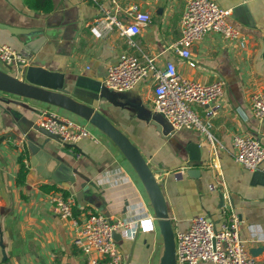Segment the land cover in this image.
Segmentation results:
<instances>
[{
	"label": "crops",
	"instance_id": "crops-1",
	"mask_svg": "<svg viewBox=\"0 0 264 264\" xmlns=\"http://www.w3.org/2000/svg\"><path fill=\"white\" fill-rule=\"evenodd\" d=\"M101 1L113 5L111 0ZM116 1L123 9L116 14L124 22L132 20L125 11L132 4H139L151 15L149 22L140 24L134 46L117 27L103 37L93 35L91 25L101 12L85 0H0V41L21 52L28 64L63 72L73 80L90 77L103 83L108 67L122 52L135 54L142 61L144 55L154 57L158 67L172 61L181 74L201 82L224 79L225 93L217 101L214 115L207 114L208 106L192 105L210 124L212 141L198 129L169 127L170 138L182 147L190 146L189 157L199 158L189 163L180 158L163 126L152 118L156 112L153 80L141 81L117 97H101L93 106L132 140L154 171L176 232L188 230L191 220L200 215L219 225L221 207L227 202L242 219L241 238L264 264V162L256 171L246 169L237 161L234 145L236 134L264 142V123L251 105L252 95L264 90V0H216L221 7L232 9L230 21L247 35V45L241 47L220 34L209 33L192 48L195 66L175 51L188 0ZM22 65L14 64L16 68ZM8 98L23 99L0 90V264H88V256L77 252L73 242L77 232L74 221L62 219L53 210V196L65 191L75 198L77 219L92 212L122 220L152 217L153 231H140L132 239L123 237L118 248L123 264H159L164 240L154 209L134 167L119 148L85 118L51 105V110L43 112L53 111L79 123L95 138L84 137L62 149L50 140V152L70 169H61L60 174L64 178L72 174L74 180L40 177L28 141L44 147L45 136L34 129L25 135L9 107L18 116L36 119L38 115L6 103ZM21 154L27 155L29 166L25 184L16 181ZM190 169L199 171L189 173ZM43 185L56 189L46 192Z\"/></svg>",
	"mask_w": 264,
	"mask_h": 264
},
{
	"label": "built area",
	"instance_id": "built-area-1",
	"mask_svg": "<svg viewBox=\"0 0 264 264\" xmlns=\"http://www.w3.org/2000/svg\"><path fill=\"white\" fill-rule=\"evenodd\" d=\"M85 1L97 5L101 12L97 22L91 25V31L97 38L117 27L127 36L128 43L134 46L136 42L133 38L140 33V24L151 20V15L143 12L139 4H132L125 9L132 19L127 23L116 14L123 10L116 0H111L112 7L106 6L101 0ZM231 15L232 9L221 7L216 0H188L181 20V36L175 43L176 53L188 60L191 66H195L196 62L192 59L193 45L209 33L220 34L245 47L247 35L230 21ZM0 58L9 65L28 62L21 52L1 41ZM144 58L145 61H142L135 54L122 52L119 59L108 67L104 84L112 90L125 92L135 88L141 81L153 80L156 111L162 113L174 129H198L206 133L212 141L210 124L197 114L192 105L198 103L208 106L207 114L214 115L218 106L216 103L225 93L226 81L220 78L208 83L201 82L181 74L172 61H168L164 67H158L154 57L144 55ZM251 105L254 115L264 123V90L252 95ZM35 122L51 134L57 135L62 144H76L84 137L95 138L87 127L55 112L44 111L38 115ZM234 145L236 159L242 166L251 171L261 167L264 162L262 138L236 134ZM108 175L112 177L110 172ZM211 188L215 189L216 185ZM52 202L56 214L62 219L73 220L77 226L73 242L77 252L88 256V264H123L114 233L119 232L123 237L132 239L138 229L143 232L155 229L153 218L148 216L122 220L92 212L77 219L74 214V196H66L62 192H57ZM221 215L219 225L200 215L191 220L188 230L176 232L178 264H260L259 259L252 255L240 236V215L230 210L227 202L221 207Z\"/></svg>",
	"mask_w": 264,
	"mask_h": 264
},
{
	"label": "water",
	"instance_id": "water-1",
	"mask_svg": "<svg viewBox=\"0 0 264 264\" xmlns=\"http://www.w3.org/2000/svg\"><path fill=\"white\" fill-rule=\"evenodd\" d=\"M243 5H240V7ZM0 26L2 25L0 24ZM5 28L10 29L8 26H5ZM193 47L195 48L196 45ZM0 62V90L24 99L19 101L15 98H8L5 100L6 103L18 104L33 113H37V115H40L43 110H51V105L69 110L98 127L119 148L125 158L134 167L143 187L149 195L151 206L154 209L157 225L164 240V252L159 264H178L176 258V231L169 217L168 206L162 187L156 179L154 171L132 140L107 116L99 110H95L93 106L94 102L99 101L101 97L109 98L112 95L117 97L123 93L112 90L104 82H96L90 77H79L73 80L67 78L63 72L51 70L44 66L27 63L23 64L20 68H16L14 64H6L1 58ZM16 72L20 73V77L15 75ZM26 100L29 102H26ZM9 111H11L15 121L25 135L34 129L45 136L43 144L41 143L44 147L31 139L28 141L34 158L37 161L34 166L37 174L45 179H53L58 182L74 180L72 174L67 178L62 177L60 170L69 168L50 152L53 148L50 140L56 141L54 145L58 149L70 147L72 144L60 143L58 136L37 125L36 119H32L27 115L18 116L14 114L11 106L9 107ZM147 117L151 119V116ZM162 117L164 115L158 111L152 116L157 125L160 123L163 126L164 134L170 138L171 132L169 131V127L173 130L174 127L165 117L162 120ZM170 143L174 149H178L181 153L182 156L180 155V158L184 162L189 163L190 161L199 160V158L189 157L190 146L182 147L175 138H170ZM194 171L199 170L190 169L188 172L192 173ZM139 232L140 230L138 229L137 233ZM114 237L117 242L123 238L119 232H115ZM180 264L189 263L184 262Z\"/></svg>",
	"mask_w": 264,
	"mask_h": 264
},
{
	"label": "trees",
	"instance_id": "trees-1",
	"mask_svg": "<svg viewBox=\"0 0 264 264\" xmlns=\"http://www.w3.org/2000/svg\"><path fill=\"white\" fill-rule=\"evenodd\" d=\"M50 8H48L49 10ZM27 157L26 154H21L18 158V163L20 165L19 171L17 173V183L18 184H25L28 179V173H29V166L25 162V158ZM43 190L46 192H49L53 189H56L54 186H49V185H43L42 186ZM64 194L67 196L68 193L65 191Z\"/></svg>",
	"mask_w": 264,
	"mask_h": 264
},
{
	"label": "rangeland",
	"instance_id": "rangeland-1",
	"mask_svg": "<svg viewBox=\"0 0 264 264\" xmlns=\"http://www.w3.org/2000/svg\"><path fill=\"white\" fill-rule=\"evenodd\" d=\"M1 63V62H0Z\"/></svg>",
	"mask_w": 264,
	"mask_h": 264
}]
</instances>
